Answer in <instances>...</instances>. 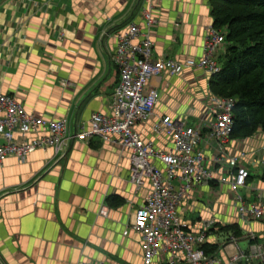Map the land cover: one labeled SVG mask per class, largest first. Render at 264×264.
<instances>
[{
    "label": "crops",
    "instance_id": "crops-1",
    "mask_svg": "<svg viewBox=\"0 0 264 264\" xmlns=\"http://www.w3.org/2000/svg\"><path fill=\"white\" fill-rule=\"evenodd\" d=\"M148 8L156 20L149 31L154 58L201 54L204 28L212 23L210 0H0V93L14 96L37 118L65 119L68 133L79 131L91 113L109 110L119 80L114 33L131 22L142 25ZM195 72L200 71L149 80L159 93L155 117L186 112L189 119L205 111L207 100L196 96L204 79H196ZM137 130L154 138L151 121ZM232 140L229 153L260 143ZM162 142L155 140L158 146ZM129 167L127 153L98 136L74 140L60 158L51 147L36 149L23 161L4 158L0 264H142L140 235L122 231L148 188H134ZM101 204L108 208L106 217L98 214ZM213 204L210 212L219 220L264 238V221L242 224L227 205Z\"/></svg>",
    "mask_w": 264,
    "mask_h": 264
},
{
    "label": "built area",
    "instance_id": "built-area-1",
    "mask_svg": "<svg viewBox=\"0 0 264 264\" xmlns=\"http://www.w3.org/2000/svg\"><path fill=\"white\" fill-rule=\"evenodd\" d=\"M150 9L143 11L142 25L131 22L114 33L113 60L119 80L110 97L109 110L91 113L79 131L68 133L65 119L37 118L14 96L0 93V162L8 156L23 161L36 149L46 147L60 158L74 140L98 136L127 153L128 181L134 188H148L133 220L122 231L123 235H140L142 264H264V242L258 240L259 232L248 230L242 238L233 235L219 243L221 227L217 224L221 220L215 212L195 222L185 219L187 214L204 211L205 205L212 203L203 197L207 192L216 203L234 211L240 223L264 221V184L258 182L264 183V139L252 150L229 153L233 145L234 99H204L205 111L190 122L186 112L155 117L159 93L148 86L152 77H175L188 69L203 73L209 86V78L220 70L217 51L225 46L224 32L207 25L197 57L154 58L149 31L156 20ZM149 121L154 138L147 140L137 125ZM158 138L164 140L161 146L155 143ZM226 192L230 193L229 200L221 196ZM98 214L106 217L107 206L101 204ZM239 239L248 240L247 254L237 245ZM208 244L213 246L210 252L206 251Z\"/></svg>",
    "mask_w": 264,
    "mask_h": 264
},
{
    "label": "trees",
    "instance_id": "trees-1",
    "mask_svg": "<svg viewBox=\"0 0 264 264\" xmlns=\"http://www.w3.org/2000/svg\"><path fill=\"white\" fill-rule=\"evenodd\" d=\"M210 16L224 32L225 59L209 87L235 101L231 138L258 144L264 138V0H210Z\"/></svg>",
    "mask_w": 264,
    "mask_h": 264
},
{
    "label": "rangeland",
    "instance_id": "rangeland-1",
    "mask_svg": "<svg viewBox=\"0 0 264 264\" xmlns=\"http://www.w3.org/2000/svg\"><path fill=\"white\" fill-rule=\"evenodd\" d=\"M222 30V29H221ZM224 48V47H223ZM217 53L219 54V56L217 57V60L219 61V63H223V61H224V59H225V57H224V55H223V53H224V49H219L218 51H217ZM195 76H196V79H198V80H200V81H202L203 79V81H202V83L198 86V89L196 90L197 91V93L198 94H196V96L197 97H199V98H204V99H206V98H212L213 96H215V97H222V96H218L217 94L218 93H216V91L213 89V88H210L209 86H206L207 85V82H208V78H206V76L205 75H203L202 73H200V72H195V74H194ZM201 91V93H199ZM206 91H207V93H206ZM224 98V97H223ZM192 120H195V118H194V116L193 117H190L189 119H188V121L190 122V121H192ZM174 184H175V182H174ZM215 190H216V193H219L221 190H220V188H219V186H217V187H215ZM221 196H223V197H226V200H229V197H230V193L229 192H226L225 194L224 193H221ZM203 197H204V199H205V201L206 200H209V201H211L212 203H215V198H213L212 197V195H210V194H208L207 192H205L204 193V195H203ZM262 202H263V205H264V200H262ZM211 203V204H212ZM209 205V206H206L205 205V207L204 208H206V210L208 211V212H210V210H211V208H216V207H213L214 206V204L213 205ZM202 212V210L200 209H198V210H195V212H192V213H190V214H187L186 215V220L187 221H191V220H193V219H197L199 216H200V213ZM222 224H227V222L225 221V220H221V223H218L217 224V226H220V227H222ZM236 227V228H235ZM238 228V226L236 225V226H233V227H225V228H221V233H220V235H219V242H223L225 239H227L228 237H230V236H235V237H238V238H240L241 236L242 237H244V235H246V229L245 228H241V231L240 232H238L236 229ZM241 237V238H242ZM258 240L259 241H261V242H264V238H258ZM237 245L239 246V248H241L242 250H244V251H249L248 250V247H249V242H248V240L247 239H239L238 241H237ZM248 253V252H247Z\"/></svg>",
    "mask_w": 264,
    "mask_h": 264
}]
</instances>
